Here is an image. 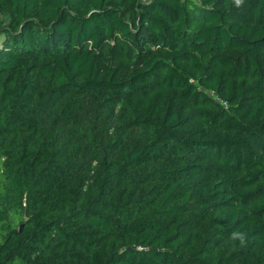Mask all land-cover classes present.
Instances as JSON below:
<instances>
[{
	"label": "trees",
	"instance_id": "1",
	"mask_svg": "<svg viewBox=\"0 0 264 264\" xmlns=\"http://www.w3.org/2000/svg\"><path fill=\"white\" fill-rule=\"evenodd\" d=\"M0 15V264H264V0Z\"/></svg>",
	"mask_w": 264,
	"mask_h": 264
},
{
	"label": "clouds",
	"instance_id": "2",
	"mask_svg": "<svg viewBox=\"0 0 264 264\" xmlns=\"http://www.w3.org/2000/svg\"><path fill=\"white\" fill-rule=\"evenodd\" d=\"M243 0H235V4L237 7H239L242 4ZM230 239L235 242V241H239L241 246H243L246 242H247V237L246 235L241 232V231H233L230 234Z\"/></svg>",
	"mask_w": 264,
	"mask_h": 264
},
{
	"label": "rangeland",
	"instance_id": "3",
	"mask_svg": "<svg viewBox=\"0 0 264 264\" xmlns=\"http://www.w3.org/2000/svg\"><path fill=\"white\" fill-rule=\"evenodd\" d=\"M141 1H145V0H141ZM7 20L3 15H0V24H4L6 23ZM2 36L0 35V42H1Z\"/></svg>",
	"mask_w": 264,
	"mask_h": 264
}]
</instances>
